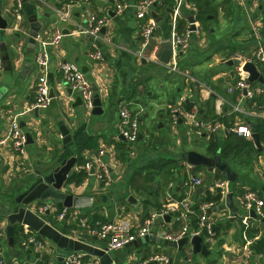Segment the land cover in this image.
I'll return each instance as SVG.
<instances>
[{"label":"crops","instance_id":"1","mask_svg":"<svg viewBox=\"0 0 264 264\" xmlns=\"http://www.w3.org/2000/svg\"><path fill=\"white\" fill-rule=\"evenodd\" d=\"M21 1L20 17L17 19L12 15L14 0H0V15L7 22V27L0 29V45H6L11 63V69L4 70L0 75V130L6 133L9 122L16 119L20 125L24 123L21 127L31 134L34 142L28 143L25 148V170H16L12 176L8 172L15 163V154L9 142L0 147L2 262L5 263L10 258L12 264H34L38 259L42 261L39 264H64L59 255L72 251L55 248L53 242L28 226L29 231L47 243L42 250L26 244L23 225L22 231L14 234L15 224L19 223L13 225L12 244H9L6 233L8 222L3 207L10 211L16 210L18 204L15 198L18 194L25 191L37 178L51 173L62 160L74 158L66 180L58 189L59 192L79 197L77 206L69 207L71 214L62 221L58 220L57 210L61 206H58V199L53 196L38 198L26 206L35 213L37 205L47 204L50 207L48 210L40 215L36 213L46 223L65 235L99 247L103 242L91 232L98 226V221L92 224V215H100L108 221L129 216L132 223L138 225L148 213L157 210V206L163 207L180 201L173 197V191L187 192L183 184L192 176L200 178L202 183L185 194L184 198L190 204L202 198L207 191L218 193L213 188V182L226 181V193L220 195L218 202L211 206L208 213L213 234L200 235L202 244L208 248L207 255L193 253L189 242L181 250L163 245L158 234L164 232L175 235L181 227V222L169 218L168 221L163 219V222L157 220L147 242L142 245L133 250L124 247L112 252L115 264H156L147 261L153 254H165L173 262L177 260L185 264H264L260 250H264V239L261 246L258 244V240L264 238V222L260 217H253L250 212H245L238 199L245 190H253L264 198V133H260V127L264 125V110L252 106L248 99L242 98L236 91H228V86L236 81L238 75L235 65L225 64V60L232 57L242 59L250 56L260 44L258 35L263 15L261 6L256 5L253 0H211L213 13L208 14L205 23L200 25L195 19V7L186 2L177 20L180 28L176 27V31L181 32L189 23L186 12L194 16L199 26L198 31L192 32L188 48L177 56L180 71L172 72L158 60L161 46L170 42L173 30L169 11L171 7L163 2L153 7L157 28L150 46L143 48L138 35L140 21L136 19L133 8L136 0H119L129 4L120 14L114 11L115 0ZM58 10L69 12L70 21L60 20ZM89 13L99 17L107 15L110 19L101 32V38L95 42L102 53L100 62H94L89 56L94 43L85 31ZM33 14L38 22H44L37 36L46 40L44 47L49 53L50 63L45 74L48 86L54 93L47 104L37 111L34 110L35 107L29 108L34 100L37 78L41 74L34 63L35 50H27L26 32L30 25L28 17ZM71 24L74 25L73 29L68 28ZM56 26L63 37L54 46L48 43V36ZM16 32L20 33L19 37H14ZM203 33H206V38L201 37ZM230 47L234 50V55L226 58ZM2 55L3 52H0L1 57ZM62 61L76 63L91 81L92 88L96 87V91H93L98 93L101 100V114H92L82 107L72 105L77 94L61 83L62 78L57 69ZM149 64L160 65L166 74L178 73L184 76L181 81L168 82L165 92L167 100L151 110L157 125V131L152 133L145 124L146 108L141 102L143 95H152ZM256 69L261 75L259 67ZM250 82L254 85L262 83L258 79ZM183 101H190L193 107L198 106V113L203 114L199 118L204 121L213 111L222 118V127L214 133L215 136L204 129L196 130L184 121L171 123L170 107L173 104L182 106ZM257 103L264 106V98H259ZM123 104L141 112L140 138L134 147L122 143L117 131L109 132L108 137L106 135L110 127L117 130L119 109ZM59 124H64L71 135L67 144L62 142L57 129ZM237 125H247L252 133H257V141L231 130ZM163 126L168 131L171 128L173 135L168 131L162 134L160 128ZM201 142H204V146L198 147ZM101 149H105L103 155H99ZM188 152L196 153L197 160L202 157H218L236 174L234 181L227 180L216 166L191 164L186 159L182 160V155L186 156ZM79 157L84 160L100 157L111 172L109 184L103 185L90 172H86L83 181L77 185L66 183L69 174L80 170ZM166 158L175 161L171 163L173 167L168 164L159 169ZM131 178L135 179V185L141 184L145 189L135 191L134 184L130 183ZM228 193H232L233 206L238 208L236 212L226 205ZM130 194L139 201L128 202ZM82 219L85 226L79 224ZM16 242L19 243L21 252L17 251ZM153 243L159 249L149 252ZM30 248L32 252L27 258ZM186 249L191 251L190 262L183 259ZM79 252L84 253L86 259L96 258L84 251Z\"/></svg>","mask_w":264,"mask_h":264},{"label":"built area","instance_id":"2","mask_svg":"<svg viewBox=\"0 0 264 264\" xmlns=\"http://www.w3.org/2000/svg\"><path fill=\"white\" fill-rule=\"evenodd\" d=\"M87 1V0H84ZM163 0H136L133 3L134 13L137 20L140 21L138 35L142 42V47L145 48L150 46V42L154 37V32L157 28V21L154 16H152L151 11L153 10L154 4L160 3ZM243 1V0H241ZM186 0H174L171 7V22H172V32L170 36V48L171 56L169 62L164 64L172 72H179V67L177 65V56L179 52L185 51L188 48L189 39L193 31H198V22L194 21V30L191 29L190 23H188L181 32H177L176 25L177 20L181 15L182 8L186 3ZM256 5L261 6L262 18L259 23L261 32L258 35L260 38V44L254 50V52L241 59V64L235 65V71L238 75L236 81L228 86V91H236L242 98L248 99L252 106L258 109L264 110V106L258 104L259 98H264V0H253ZM188 3V2H187ZM190 4V3H189ZM192 5V4H190ZM129 6L128 3L115 0L114 1V11L117 14L123 12ZM193 6V5H192ZM22 7L21 0H14L12 15L17 19L20 17V9ZM194 7V6H193ZM59 19L70 21L69 12H60ZM85 31L90 35L94 41L93 49L90 51L89 56L94 62H100L102 60V53L96 45V40L101 38V29L107 26L110 19L107 15L97 16L95 14L89 13L86 17ZM59 21V20H58ZM63 37L62 32L56 26L54 31L50 32V40L48 43L57 46ZM46 40L37 36L36 37V47L34 55V63L36 67L39 68L41 74L37 78L35 84V96L33 102L30 104L29 108L43 107L49 101V86L46 79L45 70L48 68L50 63V56L48 51L45 49ZM155 51L157 47H154ZM246 62L253 63L256 68L259 67L262 75V83L258 85L252 84L246 75L247 73L243 70V64ZM58 72L61 75V83L71 89L72 92L80 96L82 101V106L85 110L90 111L93 108L94 91L92 88L91 81L88 79L86 74L80 69V67L71 61H62L58 66ZM4 71V61L0 56V75ZM219 104L217 105V107ZM237 109V108H236ZM140 110L136 111L130 108L128 104H123L119 109V119L117 122V134L120 139L126 143V145H131L137 141L140 134ZM170 120L172 124H177L180 120L184 121L186 124L192 128L204 129L205 132L214 134L221 127L222 124L218 121L214 122H204L198 116L197 107H192L191 110H184L181 105L173 104L170 107ZM231 130L243 135L246 138H251L252 131L247 125H237ZM10 143L11 150L15 154V163L10 167L8 172L9 176H12L16 170H25L24 159L26 157V145H27V134L26 131L21 127L18 120L13 119L9 122V129L6 133L0 130V147L5 143ZM105 149H101L99 155H103ZM91 167H94V176L103 185H108L111 181V172L107 164L102 161L100 157L91 158L85 160L81 165L85 172H90ZM202 180L198 177L192 176L191 178L184 181V186L187 190L185 194L193 190L195 187L201 185ZM171 186V185H170ZM172 187V186H171ZM213 188H215L220 195H224L227 191L226 181L218 180L213 182ZM239 203L241 208L245 212L254 211L256 216L264 218V198L260 197L257 192L253 190H245L239 196ZM199 213L198 218V228L193 231H189V226L186 222L189 221L190 214L192 210L190 208V201L187 198H183L180 201L172 202L167 204L160 209L154 210L148 213L143 219L142 223L134 225L131 220L126 217H119L115 220L107 221L104 223H97L98 227L95 230H91L103 244L100 248L106 253H112L114 251L120 250L125 247L126 244L136 240L137 238H142L148 234L152 233L153 226L157 220H162L165 215H170V218L176 222H181L180 230L177 234L172 235L168 233L158 234L161 240L168 239L172 241H177L183 236H188L189 238L193 235H201L202 233L211 236L213 234L212 224L209 221L208 210L214 205V202L206 201L199 203ZM50 207L47 204L37 205L34 208L35 213L42 214L44 211L48 210ZM70 210L67 206H61V209L57 212V219L64 220ZM81 226H85V221L79 220ZM24 226V232L26 233V244L35 247L36 250H42L47 244L43 240L37 238L36 234L29 231L26 225ZM2 224H0V230ZM262 259H264V253L261 254ZM183 259L185 262L191 261V251L186 249L183 252ZM148 262H153L156 264H174L170 256L165 254H153L151 255ZM64 264H94V260L86 259L84 253L80 252H70L63 256ZM0 264H5L0 259Z\"/></svg>","mask_w":264,"mask_h":264},{"label":"water","instance_id":"3","mask_svg":"<svg viewBox=\"0 0 264 264\" xmlns=\"http://www.w3.org/2000/svg\"><path fill=\"white\" fill-rule=\"evenodd\" d=\"M156 4H154L155 6ZM170 11V10H169ZM152 16L155 17V12L151 11ZM185 15L187 16L188 22L191 24L190 27L192 30H194V16L190 12H186ZM28 22L30 23L29 29L26 32L27 35V50L29 52H33L36 47V37L38 35V32L40 29L44 26V22H38L37 17L35 14L28 17ZM7 27V22L4 20V18L0 15V29H4ZM69 29H73L74 25L71 24L68 26ZM104 31V28L101 29V32ZM20 33L16 32L14 34V37H19ZM50 33L48 36V41L50 40ZM14 40V38H13ZM0 52H3L2 59L4 61V70H10L11 69V63L8 58V54L6 52V45L1 44L0 45ZM182 52H179L181 54ZM171 56V48L170 43L165 42L162 44L158 60L162 64H166L169 62ZM226 65H239L241 64V59L237 57H232L227 60H225ZM243 70L247 73V79L249 81H254L258 79L259 81H262V76L258 73L256 66L251 62H246L243 64ZM71 89L69 88V91ZM93 90L96 91V87H93ZM71 94V93H70ZM54 93L52 88H49V97H53ZM73 106L75 107H84L82 106V101L79 95L75 96V100L73 101ZM35 111L38 110L37 107L34 108ZM92 114H101L102 113V107H101V100L99 98L98 93H94V99H93V108L90 110ZM182 121V120H180ZM21 126H24V123H21ZM58 131L60 132V136L62 137L63 144H67L70 139L71 135L68 132V129L64 124H59L57 126ZM255 129L253 128V131ZM27 134V144L33 143L34 140L29 132H26ZM251 137L257 141L258 135L257 133H252ZM140 138V135L138 136ZM186 159L187 162L191 164L201 163L204 165H213L219 168L222 172V174L225 176V178L229 181H234L235 179V173L230 169L229 166L225 165L223 162L220 161L218 157H215L213 159H208L207 157H202L200 160H197V154L194 152H188L185 155H182V160ZM74 164V158L64 159L61 161V163L54 167L51 173L41 176L37 178L25 191L18 194L15 198L16 203L18 204V207L14 211H10L8 208L3 207V212L6 215L8 224L6 225V233L8 235V242L9 244H12V230L13 225L15 223H19L20 225H26L33 230H35L38 234L45 236L48 238L51 242H53L54 247L62 250H68L72 252H79L84 251L94 257V264H115L113 261V256L111 253L104 252L99 246H93L90 244H87L85 242H82L78 239H75L69 235H65L58 231L56 228L51 226L50 224L46 223L40 216H38L36 213L32 212L29 207L26 205H29L30 203L34 202L38 198H45L47 196H53L55 199H58V206H67V207H76L79 197L73 196L72 194H69L68 192H59L58 189H60L62 183L66 180L67 174L70 171L71 166ZM212 169V167H210ZM94 172V167H91L90 173ZM136 198H134L131 194L128 195L127 201L128 202H136ZM226 205H228L231 208V211H237L238 208L236 206H233L232 203V193H228L226 195ZM210 212V209L207 213ZM250 214L255 217L256 214L253 210L250 211ZM170 218V215H165L164 220L168 221ZM261 220L264 222V218H261ZM189 226V224H188ZM148 235L137 238L136 240L129 242L125 245V248L127 250H133L137 246L142 245L143 243L147 242V239L149 238ZM159 241V240H158ZM189 242L193 253H201L202 255L208 254V248L205 244H202V236L200 235H193L190 238L188 236H183L179 238L177 241H172L168 239H163L162 243L165 246H172L176 247L178 250H181L183 245L185 243ZM32 246V245H30ZM32 250L31 248L27 251V258L31 254ZM18 253H16V256ZM60 259H63L64 254L59 255ZM1 259V256H0ZM42 263L41 260H36L34 264ZM5 264H12V259L8 258Z\"/></svg>","mask_w":264,"mask_h":264},{"label":"trees","instance_id":"4","mask_svg":"<svg viewBox=\"0 0 264 264\" xmlns=\"http://www.w3.org/2000/svg\"><path fill=\"white\" fill-rule=\"evenodd\" d=\"M67 1V0H65ZM187 2L191 3L194 7H195V19L197 21L200 22V25H203L206 21V17L208 14H212V10H211V4H210V1L211 0H186ZM164 4L168 5L169 7H172L173 5V0H163L162 1ZM157 5V4H156ZM177 28L179 29L180 28V25H179V22H178V25H177ZM225 55V54H224ZM234 55V50L230 47V51L228 52V54L226 55V58H229L230 56ZM184 110H191V108L193 107V104L190 102V101H183V104L181 106ZM197 110H199L198 106H197ZM198 116L201 117L203 116V114L200 112V114L198 113ZM207 120H202L204 122H214V121H218V122H223L222 118L219 117L218 114H216L214 111L213 113H211L207 118ZM210 120V121H209ZM261 131L260 133L263 134L264 133V125L260 127ZM212 136H215L214 134H212ZM211 136V137H212ZM210 137V138H211ZM211 140V139H210ZM122 143L126 144L125 142L122 141ZM210 143H212V141H210ZM223 149V147H222ZM225 149V148H224ZM79 164L82 165L85 160L82 158V157H79ZM175 162L174 160H171V159H167L165 160V162H163L160 166H159V169L162 168V166L165 168L166 165L170 164L171 165V168L173 167V165L171 163ZM167 167V166H166ZM163 168V169H164ZM86 176V172L80 168V170H78L77 172H72L71 174H69L68 178H67V182L66 183H74V184H79L83 181L84 177ZM130 183L134 184V189L135 191L139 192L141 190H144L145 187L141 184H136L135 185V179L134 178H131V181ZM181 190H178L177 192L176 191H173V197L177 200H182L184 197H185V193L182 192L180 193ZM220 198V194L219 193H211L209 191H207L205 193V195L202 197V198H198L196 199L195 201H193V203L190 204V208L192 210V213L190 214V219L188 221V224H189V231H193V230H196L198 228V218H197V215L199 213V203H202V202H206V201H210V202H218ZM160 206H157L158 209ZM61 209V207H58V210L57 212ZM90 220L92 221V224H94L96 221H98L97 223L101 224V223H104V222H107L108 220H106L105 218H103L102 216L100 215H92L90 217ZM98 225V224H97ZM98 227V226H97ZM22 231V226L19 225V224H15V227H14V234H16L17 232H21ZM214 231H216V229H214ZM205 233H202V236H204ZM264 238H261L260 240H258V244L261 246L262 245V240ZM252 248H255V246H252ZM261 252L263 253L264 250L260 249ZM174 264H185L184 262H181V261H174Z\"/></svg>","mask_w":264,"mask_h":264},{"label":"rangeland","instance_id":"5","mask_svg":"<svg viewBox=\"0 0 264 264\" xmlns=\"http://www.w3.org/2000/svg\"><path fill=\"white\" fill-rule=\"evenodd\" d=\"M214 23L215 22L213 21L212 24H214ZM206 33H203L201 35V37L206 38ZM148 67H149L148 69H149L150 74H151V82L149 84L151 86L150 90L152 91V95H150V96L143 95L141 102L144 105V107L146 108L147 119H145V124L150 128L149 129L150 133H152V131H157V125H155V123H154V117L155 116H153V114H151V110L153 108H155L156 105L163 104V101L167 100V94L165 92H167L168 82H170L171 80H174L177 82L181 81L184 76L182 74H178V73H172L171 75L166 74L165 69L163 67H161L160 65L157 66V65H153V64L150 65L149 64ZM161 85H163V86H161ZM116 131L117 130L115 127L114 128H111V127L108 128V130L106 131L107 137H108L109 132L115 133ZM160 131L162 134H166L168 129L165 126H163L162 128H160ZM168 132L171 135H173L171 128ZM150 139H152V137ZM136 143L137 142L131 144V147H134L136 145ZM200 146H204V142H201L200 144H198V147H200ZM136 199H138V198H136ZM126 218L131 220L129 216L128 217L126 216ZM57 223L60 224V222H57ZM160 242H162V241H160ZM15 247H16L17 251H20V252L22 251L18 242H16ZM149 249H150L149 252H155L159 248L157 247V244L153 243L149 247ZM111 254H114V253H111Z\"/></svg>","mask_w":264,"mask_h":264}]
</instances>
